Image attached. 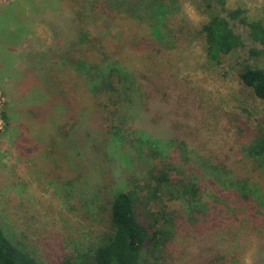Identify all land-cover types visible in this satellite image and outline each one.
<instances>
[{"label": "rangeland", "instance_id": "obj_1", "mask_svg": "<svg viewBox=\"0 0 264 264\" xmlns=\"http://www.w3.org/2000/svg\"><path fill=\"white\" fill-rule=\"evenodd\" d=\"M210 1L179 0L183 28L199 30L212 13H221L213 4L209 8ZM80 4L0 0V225L45 264H62L98 246L112 232L108 208L113 192L145 168L142 161L136 166L120 163L116 174V166L101 162L102 153L94 156L99 141L112 138V122L107 110L95 108L87 80L75 78L60 57L82 32L95 35L92 16ZM226 7L244 8L250 20L264 18V0H227ZM112 16L109 32L117 34L130 19L115 12ZM231 25L245 47L221 64L207 55L205 39L187 31L166 41L170 48L164 49V58L149 64L162 74L152 84L150 100L160 108L152 107L147 96L143 111L148 116L136 128L147 134L176 128L173 135L156 138L174 142L165 152L175 158L178 176H191L205 206L212 209L222 202L226 213L216 224L180 227L161 257L149 256L145 264H264V209L254 201H240L235 188L212 176L216 165L229 178L258 183L264 191L263 172L248 151L253 131L264 128V101L238 78L247 59L264 65L263 55L250 53L263 47L250 38L248 27L237 21ZM107 42L109 58L116 60L120 41L108 36ZM85 50L94 56L91 46ZM134 51L133 43H127L128 58ZM122 149L132 158L144 156L130 143ZM180 205L174 201L167 206Z\"/></svg>", "mask_w": 264, "mask_h": 264}, {"label": "trees", "instance_id": "obj_2", "mask_svg": "<svg viewBox=\"0 0 264 264\" xmlns=\"http://www.w3.org/2000/svg\"><path fill=\"white\" fill-rule=\"evenodd\" d=\"M79 3L88 8V17L92 16L95 35L82 32L67 48V54L65 52L60 57L75 78L80 75L87 80L95 99V108H100L101 112L107 110V118L114 129L112 138L99 141L100 151L92 153L94 156L102 153L101 162L116 166V174L120 171V163L136 166L142 161L145 168L140 174L130 176L113 192L108 208L112 232L89 253L80 252L66 258L62 264H145L149 256L161 257L180 227H190L193 223L195 226L199 223L216 224L214 220L226 213L222 202H217L212 209L205 206L198 182L191 176H178L175 158L168 157L165 152L167 145L174 142L156 138L163 133L171 136L176 128L151 134L150 131L147 134L136 128L140 127L143 117L148 116L143 111L147 96L152 107L158 106L150 100L155 90L152 84L157 85L156 77H162V74L156 73L151 63L158 64L166 54L164 49L170 48L166 41L171 42L173 37L176 39L187 28H183L184 21L179 15V0H79ZM212 4L221 13H212L201 29L187 31L190 36L205 39L209 58L221 64L231 53L245 47L242 36L234 30L231 21L248 27L250 38L263 47L262 50H250L251 55H263L264 58V18L250 20L244 8L228 9L227 0H211L209 8ZM113 12L130 19L125 26L118 28L120 32L117 34L109 32L114 24ZM135 24L140 28L137 31L132 30L131 25ZM108 36L120 41L119 50H115L118 58L113 61L109 58L112 54L111 48H108ZM137 37L141 38L136 40ZM127 43H133L136 50L131 56L128 54L129 58L125 52ZM90 46L92 57L91 51H82ZM79 47L82 49L79 50ZM75 49L77 52L71 58L70 54ZM79 51L82 56H78ZM122 59L130 61L132 65L122 62ZM238 78L257 98L264 101V65H252L247 59L240 64ZM171 119L177 123L176 119ZM151 120L155 122L156 117ZM243 131L241 129L239 133ZM168 139L173 141L172 137ZM250 142L249 155L258 161L264 175V128L253 131ZM126 143H130L135 150L144 151V156L140 154L132 158L126 155L122 149ZM212 168L213 179L221 184L228 182L229 187L235 188L240 201H254L264 209V191L258 183L235 180L226 176L228 172L221 171L218 166L213 165ZM174 201L180 202V207L169 209L167 205ZM239 207L242 209L243 206ZM28 251L23 242L14 239L13 234L0 225V264H45ZM260 256L264 259V252Z\"/></svg>", "mask_w": 264, "mask_h": 264}, {"label": "clouds", "instance_id": "obj_3", "mask_svg": "<svg viewBox=\"0 0 264 264\" xmlns=\"http://www.w3.org/2000/svg\"><path fill=\"white\" fill-rule=\"evenodd\" d=\"M187 8L191 9V5H186Z\"/></svg>", "mask_w": 264, "mask_h": 264}]
</instances>
